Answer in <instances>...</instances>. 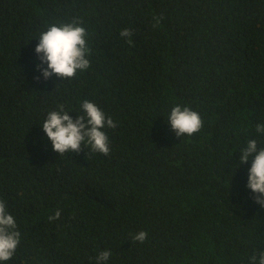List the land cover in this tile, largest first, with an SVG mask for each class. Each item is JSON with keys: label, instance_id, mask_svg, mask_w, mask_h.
I'll use <instances>...</instances> for the list:
<instances>
[{"label": "trees", "instance_id": "16d2710c", "mask_svg": "<svg viewBox=\"0 0 264 264\" xmlns=\"http://www.w3.org/2000/svg\"><path fill=\"white\" fill-rule=\"evenodd\" d=\"M73 19L91 67L45 80L39 35ZM86 99L117 124L110 154L55 152L46 113L76 119ZM176 104L200 113V132L176 135ZM261 123L264 0H0V198L22 233L4 264H95L103 250L108 264H253L264 205L239 159L250 139L264 147Z\"/></svg>", "mask_w": 264, "mask_h": 264}, {"label": "clouds", "instance_id": "9594fccd", "mask_svg": "<svg viewBox=\"0 0 264 264\" xmlns=\"http://www.w3.org/2000/svg\"><path fill=\"white\" fill-rule=\"evenodd\" d=\"M163 18L154 17V27L159 26ZM134 33L131 29H123L121 38H126L130 46ZM89 33L83 26L82 20L73 19L70 23L51 24L46 31L39 35V43L35 49L45 80L56 76L62 80L75 78L78 72L91 67L89 57L92 55L88 44ZM47 67L44 68L43 65ZM39 79V77H37ZM81 114L74 119L63 104L55 110L46 113L42 123L43 131L52 142L53 150L64 153H79L85 145L93 152L105 156L110 154V139L107 129H115L116 122L93 101L84 100L80 105ZM171 128L179 137L193 136L201 131L204 121L200 113L190 106L176 104L167 116ZM256 132L264 135V123L256 126ZM251 160L247 187L255 194L256 203L264 205V147H258L257 139H250L241 150L240 165ZM62 210L57 209L54 215L48 217L49 222L60 219ZM147 232L140 231L132 239L144 243ZM22 241L17 218L10 211L7 201L0 198V264L11 261L17 253ZM112 256L110 250L100 251L95 257V264H108ZM253 264H264V255L253 256Z\"/></svg>", "mask_w": 264, "mask_h": 264}]
</instances>
